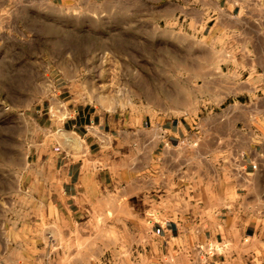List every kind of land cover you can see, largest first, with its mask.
<instances>
[{"label":"rangeland","instance_id":"374dc122","mask_svg":"<svg viewBox=\"0 0 264 264\" xmlns=\"http://www.w3.org/2000/svg\"><path fill=\"white\" fill-rule=\"evenodd\" d=\"M144 2L88 0L73 11L49 0L0 4V264H130L136 251V264H146L144 239L158 209L193 199L177 194L180 184L193 187V156L183 166L171 161L168 186L158 178L150 191L143 149L136 153L118 129L204 118L218 129L207 140L221 144L232 127L241 139L240 122L223 114L232 100L204 98L231 90L218 66L230 55L155 25ZM77 107L104 116L109 135L91 151L106 173L103 194L85 198L76 213L84 223L73 227L50 173L59 155L85 156L82 140L62 127ZM129 239L143 240L130 247Z\"/></svg>","mask_w":264,"mask_h":264},{"label":"crops","instance_id":"0c3cea01","mask_svg":"<svg viewBox=\"0 0 264 264\" xmlns=\"http://www.w3.org/2000/svg\"><path fill=\"white\" fill-rule=\"evenodd\" d=\"M49 1L70 11L82 9L88 2ZM98 1L103 0L91 3ZM144 1L152 11L146 18L155 25L176 35L203 38L210 42V50L230 55L218 66L225 69L231 90L216 91L204 98L232 100L223 114L235 125L240 122L235 130L241 136L234 140L232 127L225 130L221 144L207 140L206 132L218 129L202 122L204 118H198L193 125L178 119L118 129L119 139L125 142L127 135L128 145L136 153L143 149L150 191L158 178L168 186L173 176L169 171L171 161L183 166L185 157L193 156V173L187 174L194 181L193 187L180 184L177 190L182 200L185 196L193 199L185 201V206L180 202L175 208L166 205L158 209L159 219L150 225V239H144L145 263L264 264V0ZM4 3L6 0H0V4ZM84 109L74 108L62 127L82 140L85 156L59 155L50 173L54 193L73 227L84 223L76 213L83 212L84 204L89 203L85 198L94 193L102 195L101 189L105 188V170L91 151L100 147L109 133L102 126L104 116L89 115ZM192 129L191 139L197 144L190 150L186 136ZM157 166L163 169L159 174L154 171ZM136 178L134 175L130 180ZM138 240L143 239H129L130 247ZM141 256L136 251L130 264L138 263ZM117 262L116 258L113 264Z\"/></svg>","mask_w":264,"mask_h":264},{"label":"bare ground","instance_id":"6f19581e","mask_svg":"<svg viewBox=\"0 0 264 264\" xmlns=\"http://www.w3.org/2000/svg\"><path fill=\"white\" fill-rule=\"evenodd\" d=\"M77 142V141H76Z\"/></svg>","mask_w":264,"mask_h":264}]
</instances>
